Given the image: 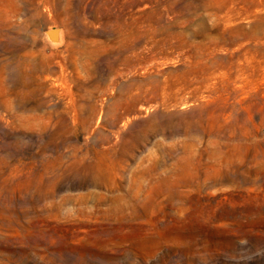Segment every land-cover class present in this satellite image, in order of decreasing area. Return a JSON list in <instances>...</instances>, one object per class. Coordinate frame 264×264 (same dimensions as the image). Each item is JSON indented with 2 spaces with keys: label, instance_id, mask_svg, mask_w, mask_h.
<instances>
[{
  "label": "rangeland",
  "instance_id": "obj_1",
  "mask_svg": "<svg viewBox=\"0 0 264 264\" xmlns=\"http://www.w3.org/2000/svg\"><path fill=\"white\" fill-rule=\"evenodd\" d=\"M0 264H264V0H0Z\"/></svg>",
  "mask_w": 264,
  "mask_h": 264
},
{
  "label": "bare ground",
  "instance_id": "obj_2",
  "mask_svg": "<svg viewBox=\"0 0 264 264\" xmlns=\"http://www.w3.org/2000/svg\"><path fill=\"white\" fill-rule=\"evenodd\" d=\"M55 31H56V29H54ZM55 34V33H54ZM48 35V34H47ZM49 36V38H50V40L51 41H55V40H57V38H54V37H51L50 35H48ZM56 37V36H55Z\"/></svg>",
  "mask_w": 264,
  "mask_h": 264
}]
</instances>
